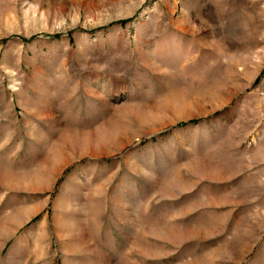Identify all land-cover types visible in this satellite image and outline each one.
Segmentation results:
<instances>
[{"label": "rangeland", "instance_id": "obj_1", "mask_svg": "<svg viewBox=\"0 0 264 264\" xmlns=\"http://www.w3.org/2000/svg\"><path fill=\"white\" fill-rule=\"evenodd\" d=\"M0 264H264V0H0Z\"/></svg>", "mask_w": 264, "mask_h": 264}]
</instances>
